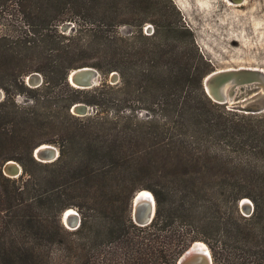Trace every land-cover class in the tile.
Returning a JSON list of instances; mask_svg holds the SVG:
<instances>
[{
	"label": "trees",
	"instance_id": "trees-1",
	"mask_svg": "<svg viewBox=\"0 0 264 264\" xmlns=\"http://www.w3.org/2000/svg\"><path fill=\"white\" fill-rule=\"evenodd\" d=\"M15 2L19 24L0 33V264H175L199 240L212 264H264V112L205 95L212 66L171 0ZM64 21L74 27L67 34L57 31ZM146 21L150 35L141 33ZM122 24L134 32L119 35ZM80 66L119 80L74 88L65 77ZM34 71L42 82L30 87L23 79ZM52 85L68 93L47 98ZM16 94L31 104H16ZM76 102L113 115L74 116ZM139 108L151 116L138 119ZM50 129L59 140L35 138ZM45 142L58 145L50 162L32 156ZM8 160L25 178L1 172ZM143 189L154 213L140 226L129 203ZM242 197L253 204L247 216ZM69 207L79 211L74 229L60 222Z\"/></svg>",
	"mask_w": 264,
	"mask_h": 264
},
{
	"label": "rangeland",
	"instance_id": "rangeland-1",
	"mask_svg": "<svg viewBox=\"0 0 264 264\" xmlns=\"http://www.w3.org/2000/svg\"><path fill=\"white\" fill-rule=\"evenodd\" d=\"M171 2L175 6L176 10H178L180 16L178 22H180L191 32L193 36V42L197 47L198 52L209 62V64L212 66V70L238 67H254L264 69V0H171ZM16 9L17 4L15 0L8 1L7 5L2 7L3 13L0 16V33H8L10 30H12V24H19L18 18L14 15ZM148 24H151L154 29L153 23L146 21L141 26L142 34H144V29L148 26ZM84 25L85 24L81 26ZM72 28L74 27L68 21L61 22L57 25V31L63 34H67ZM115 31L119 35L129 36L134 32V27L128 24H122L117 26ZM147 41L148 40L141 41L144 48L147 45ZM90 60L94 59H88V61ZM97 71L101 75L98 84L105 82L111 86L112 84L117 83L119 80L117 76L112 79L108 77L109 73L104 76L99 70ZM113 72L115 71H111L110 73ZM34 73L38 72L34 71ZM23 80L25 83V77ZM0 90L4 97L3 90L1 88ZM67 93L68 91L62 86L52 85L49 89L47 98L56 99L61 95L63 99ZM13 101L18 105L31 104V100L21 94L14 95ZM61 103H58V105L60 106ZM80 103L85 105L86 114L82 116L77 115L72 113L69 108V112L74 116L88 117L93 115H106L111 117L113 115L111 110L105 109V104L96 106L83 102ZM239 103L250 106L251 101L246 97L243 100H239ZM224 105L227 109L230 108L228 104ZM50 107L56 108L58 106L54 103ZM133 113L138 119L142 120L151 116L150 111L143 108L136 109L133 111ZM70 122H73L72 119L68 120L67 123ZM35 138L59 140L60 135L55 130L50 129L47 131L42 130V133H38ZM45 143L56 148L58 155V145L56 142ZM14 163H16V165H18L20 168V171L16 175H8L3 173L2 170L1 172L4 175L6 174L8 177L15 178L16 180L25 178V175L22 173L21 166L16 161H14ZM143 190L148 191L147 189ZM247 199L252 204V201L249 198ZM237 207L238 213L241 215L246 214L240 211L239 205ZM68 209H72L79 216V211L76 207H69ZM59 216L61 218V215ZM61 224L63 225L62 222ZM63 226L69 229L66 225ZM199 242L203 241L199 240Z\"/></svg>",
	"mask_w": 264,
	"mask_h": 264
},
{
	"label": "water",
	"instance_id": "water-1",
	"mask_svg": "<svg viewBox=\"0 0 264 264\" xmlns=\"http://www.w3.org/2000/svg\"><path fill=\"white\" fill-rule=\"evenodd\" d=\"M31 76L35 77L37 81L29 83L28 79ZM115 76L118 77L116 72L109 73L108 75V77L112 79ZM100 78V73L95 68H92L90 66H80L73 68L68 71L65 77L67 83L70 86L79 89H87L97 85L100 81ZM40 82L41 78L38 73L31 72L25 76V83L30 87L38 86ZM201 87L205 95L211 101L219 104H228V106L230 107L228 109H233L237 112H242L245 114H257L264 111V69L254 67L214 69L206 73L201 78ZM2 97L3 94L0 90V100L2 99ZM246 97L251 101L250 106L239 103V100H243ZM77 103L80 102L73 103L70 106L71 112L80 116L85 115V105L82 103ZM41 144L36 145L32 149V156L40 162H50L54 160L57 156L56 148L53 147V151L46 148L39 149ZM9 161L12 160L4 162L1 170L3 173L14 176L20 171V168L17 165L18 169L15 172L14 169H12V166L9 164ZM135 193L130 198L129 213L133 223L142 226L149 223L152 219L154 207L150 209L146 203L135 202ZM238 205L240 211L246 213L243 215L247 216L251 213L252 204L247 198H241L238 202ZM62 213L60 219L63 223ZM75 214V220H69L70 223L75 221V223H73L72 225L73 229L76 228L79 224V216L76 212ZM193 242L194 241H192L180 253V255L175 260V264H186V262L191 259L188 252ZM209 263L212 264L211 257Z\"/></svg>",
	"mask_w": 264,
	"mask_h": 264
},
{
	"label": "bare ground",
	"instance_id": "bare-ground-1",
	"mask_svg": "<svg viewBox=\"0 0 264 264\" xmlns=\"http://www.w3.org/2000/svg\"><path fill=\"white\" fill-rule=\"evenodd\" d=\"M29 83L36 82L37 79L35 77H29L28 79ZM80 104V103H77ZM41 148H46L48 150L53 151V147L48 144H42L40 145L39 149ZM38 149V150H39ZM9 164L12 166V169L16 172L18 167L13 161H9ZM135 202H143L146 203L150 209L154 207V200L153 196L150 192L145 191V190H140L137 192L136 197L134 199ZM63 224L66 225L69 229H73V223L75 221L70 223V219L75 220V212L72 209H67L63 213ZM188 254L190 255L191 259L186 262V264H210V254L208 251L207 246L203 242H193L189 248Z\"/></svg>",
	"mask_w": 264,
	"mask_h": 264
},
{
	"label": "flooded vegetation",
	"instance_id": "flooded-vegetation-1",
	"mask_svg": "<svg viewBox=\"0 0 264 264\" xmlns=\"http://www.w3.org/2000/svg\"><path fill=\"white\" fill-rule=\"evenodd\" d=\"M152 32H153V27L151 24H148V26L144 29V35H150ZM145 48H147V45L145 46Z\"/></svg>",
	"mask_w": 264,
	"mask_h": 264
}]
</instances>
